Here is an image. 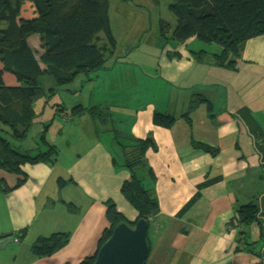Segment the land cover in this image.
Here are the masks:
<instances>
[{"label": "crops", "instance_id": "crops-1", "mask_svg": "<svg viewBox=\"0 0 264 264\" xmlns=\"http://www.w3.org/2000/svg\"><path fill=\"white\" fill-rule=\"evenodd\" d=\"M220 36L219 48L181 49L162 56L160 76L173 88L158 92L145 109H136L124 133L119 130L125 138L150 136L156 143L147 151L145 165L136 168L159 202L150 221L146 264H264V256L237 249L245 241L262 246L264 37L244 44L235 70L208 58L228 46ZM203 50L207 61L197 55ZM4 79L9 85L18 84L16 78L8 81L6 72ZM195 94L206 101L190 109ZM155 112L170 113L176 120L168 128L156 126ZM68 119L64 115L63 120ZM94 121L92 142L86 143L74 124L60 126L59 141L47 137L59 149L54 162L26 163L22 175L0 168V235L27 230L20 242L15 235L13 243L0 248V264H81L96 253L109 226V200L127 219L138 218L122 192L131 176L128 168L116 164L124 162V153L98 135ZM195 141L217 150L205 151ZM20 177L25 181L16 186ZM217 177L221 179L199 188ZM60 179L66 182L60 185ZM2 183L12 189L2 190ZM197 191L200 198L180 215ZM251 202H258L263 225L252 222L245 240L239 241V227L230 222L240 206ZM54 232H68V244L51 256L35 257L29 251L31 244Z\"/></svg>", "mask_w": 264, "mask_h": 264}, {"label": "trees", "instance_id": "trees-1", "mask_svg": "<svg viewBox=\"0 0 264 264\" xmlns=\"http://www.w3.org/2000/svg\"><path fill=\"white\" fill-rule=\"evenodd\" d=\"M27 1L34 8V15L31 17L22 14ZM109 5L110 0H0L1 169L22 175L24 174L22 167L26 163L54 162L57 159L59 149L47 139L49 124L39 133V142L35 149H22L21 146L15 145L9 136L16 141H23L36 119L42 114L36 106V100L44 94L39 82L41 75L51 74L56 83L62 86L74 81L80 74L89 75L106 68V62L110 54L114 53V48H108L106 43L101 45L102 34L107 37L111 47L116 42L111 29ZM170 10L176 16L177 25L171 31L170 23L165 20L160 21L161 35L166 41L172 38L186 42L197 35L211 41L221 35V39L225 37L229 41L224 43L221 40L228 46H225L221 53L210 57L219 66L239 69L238 58L244 44L252 38L264 37V0H172ZM34 33L40 35L41 53H38L29 42V37ZM168 53L172 56L170 52ZM197 55L204 61L209 58L204 50ZM5 72L12 73L18 84H7L4 79ZM52 91L54 94L58 89L52 88ZM204 101L206 98L203 95L195 94L190 109H194ZM58 107L63 109L60 105ZM86 113L102 120L98 115L97 106L78 104L71 109L72 116ZM108 114L107 120L115 123L111 114ZM175 120L174 115L166 112H155L153 115V123L156 126L168 128ZM96 129L101 138L104 132L111 130V128L103 129L98 123ZM111 132L117 151L124 153V162L115 159L116 164L125 166L131 172V176L123 183L122 192L136 208L139 216L135 221L129 220L118 210L113 200L107 201L109 226L102 234L96 253L84 259L81 264L95 262L99 249L110 238L118 223L127 222L133 226L140 218L151 221L155 212L159 210L157 198L136 172V168L145 165L147 151L156 147L155 140L150 136L125 138L118 129ZM194 144L205 151L217 150L205 142L195 141ZM220 179L221 177L208 179L200 184L199 188ZM24 181L25 177H20L16 186H20ZM65 182L66 180L60 179V185ZM1 188L4 191L12 189L3 183ZM200 196L201 192L197 191L181 208L180 215L188 211ZM254 221L263 223L258 202L243 204L237 209L230 226L239 227V241L245 240L247 228ZM26 232L27 230L23 229L15 233L18 242L25 238ZM148 240L150 242L149 236ZM69 241L68 232H54L47 236H39L31 244L29 251L35 257L51 256ZM240 245L237 246L238 250L264 256L262 249L264 227L261 230L260 249L259 245H252L247 241Z\"/></svg>", "mask_w": 264, "mask_h": 264}, {"label": "rangeland", "instance_id": "rangeland-1", "mask_svg": "<svg viewBox=\"0 0 264 264\" xmlns=\"http://www.w3.org/2000/svg\"><path fill=\"white\" fill-rule=\"evenodd\" d=\"M172 0H110L109 16L112 33L116 40L111 47L107 37L102 34L103 42L108 48H114V53L102 68L89 75L80 74L74 81L66 85H58L51 74H43L39 78L44 94L36 100L40 116L30 128L23 141L9 138L22 149H35L39 142V133L49 124L47 137L57 140L60 126L74 124L81 131L83 140L92 142L95 131L94 118L90 113L72 116L71 109L77 103L83 106H97L98 115L95 119L102 127L114 128L122 131L131 122L136 109H145L151 99L164 90L173 88V84L160 76V59L167 53L181 49L219 48L215 40H209L201 35L193 36L186 42H179L172 38L165 40L161 35L160 21L170 23L171 31L177 25L176 16L170 10ZM34 9L29 1L24 5V15L31 16ZM259 38V37H258ZM224 43L229 41L221 39ZM260 40V39H258ZM32 47L41 53L40 35L34 33L29 37ZM212 57V56H209ZM0 68H2L0 64ZM8 81L15 76L6 72ZM52 88H57L52 94ZM58 105L63 106L59 109ZM101 108V110H100ZM103 112V113H102ZM112 113L115 123L107 120ZM69 116L68 120H63ZM46 123V124H45ZM91 136V138H90ZM108 143H113V132L102 134ZM120 153L119 151H117Z\"/></svg>", "mask_w": 264, "mask_h": 264}, {"label": "water", "instance_id": "water-1", "mask_svg": "<svg viewBox=\"0 0 264 264\" xmlns=\"http://www.w3.org/2000/svg\"><path fill=\"white\" fill-rule=\"evenodd\" d=\"M149 227L150 220L146 218L138 219L133 226L127 222L118 223L110 238L99 249L93 264H146L151 250ZM14 241V232L1 234L0 248Z\"/></svg>", "mask_w": 264, "mask_h": 264}, {"label": "built area", "instance_id": "built-area-1", "mask_svg": "<svg viewBox=\"0 0 264 264\" xmlns=\"http://www.w3.org/2000/svg\"><path fill=\"white\" fill-rule=\"evenodd\" d=\"M16 240H17V238H16Z\"/></svg>", "mask_w": 264, "mask_h": 264}]
</instances>
